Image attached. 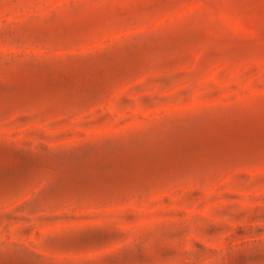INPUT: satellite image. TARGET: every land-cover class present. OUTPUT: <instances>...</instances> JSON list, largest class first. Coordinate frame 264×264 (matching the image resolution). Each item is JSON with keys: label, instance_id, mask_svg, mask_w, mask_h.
Listing matches in <instances>:
<instances>
[{"label": "rangeland", "instance_id": "rangeland-1", "mask_svg": "<svg viewBox=\"0 0 264 264\" xmlns=\"http://www.w3.org/2000/svg\"><path fill=\"white\" fill-rule=\"evenodd\" d=\"M0 264H264V0H0Z\"/></svg>", "mask_w": 264, "mask_h": 264}]
</instances>
